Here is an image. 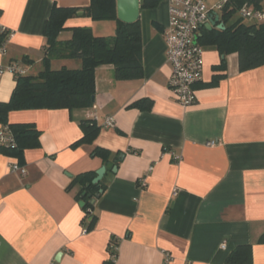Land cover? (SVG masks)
<instances>
[{
  "label": "crops",
  "instance_id": "obj_1",
  "mask_svg": "<svg viewBox=\"0 0 264 264\" xmlns=\"http://www.w3.org/2000/svg\"><path fill=\"white\" fill-rule=\"evenodd\" d=\"M143 2L141 80L116 81L114 67L101 66L93 108L9 114V124L36 126L40 147L26 150L21 163L0 152V264H109L113 238L115 264H226L234 250L247 245L253 264H264V245L258 244L264 234V67L241 73L238 55L231 54L226 67L216 70L223 57L203 46L197 102L181 106L168 86L169 3L143 9ZM89 5L90 0H0V27L10 32L0 66L21 63L25 75L38 76L44 70V28L54 6ZM78 14L83 15L66 28L114 36L115 22L108 29ZM71 35L66 30L60 39ZM81 66L80 60L51 63L53 70ZM216 75L223 78L211 86ZM15 88V76L6 73L0 103H8ZM144 101L151 102L149 109L133 107ZM93 114L101 128L98 137L74 147L83 138L80 122L94 120ZM107 118H114V127H104ZM97 147L110 151L107 164L92 157ZM14 163L25 168V176L12 171ZM102 167L106 190L88 214L76 200L79 188H67L78 175Z\"/></svg>",
  "mask_w": 264,
  "mask_h": 264
},
{
  "label": "trees",
  "instance_id": "obj_2",
  "mask_svg": "<svg viewBox=\"0 0 264 264\" xmlns=\"http://www.w3.org/2000/svg\"><path fill=\"white\" fill-rule=\"evenodd\" d=\"M161 0H144L143 9L157 7ZM245 0H228L221 22L225 29H202L199 44L214 47L223 57L216 70L226 67V58L237 54L241 73L264 67V24H249L238 17V9ZM82 11L84 17L93 22L113 21L116 23L114 36H95L92 29L76 27L68 29L66 23L78 16ZM70 30L69 40H61L60 35ZM46 44L44 46V70L38 76L15 75L16 88L8 103H0V125L8 128L15 137V148H2L0 152L21 163L24 152L40 147V132L33 124L12 125L8 116L13 111L25 110H86L94 107L92 99L96 95V70L101 66L114 67L116 81L141 80L144 77L143 46L140 21L125 24L117 18V0H90L86 8H61L54 6L44 28ZM0 35V44L5 40ZM80 60V69L62 67L59 70L51 68L52 61ZM222 76H214L211 86H217ZM151 102L136 103L133 107L146 110ZM83 138L74 147L91 145L100 133V127L95 120L80 122ZM92 157L100 158L104 164L110 160V151L95 148ZM97 177L94 172L78 175L67 188L68 191L78 187L76 200L85 203L84 211L88 214L93 209V202L100 193H104V181L94 185ZM96 217L89 223L93 228ZM89 231V230H87ZM111 244H118L115 238ZM258 244L264 245V234ZM251 245L240 246L227 258L226 264H253ZM115 254V251L108 249Z\"/></svg>",
  "mask_w": 264,
  "mask_h": 264
},
{
  "label": "built area",
  "instance_id": "obj_3",
  "mask_svg": "<svg viewBox=\"0 0 264 264\" xmlns=\"http://www.w3.org/2000/svg\"><path fill=\"white\" fill-rule=\"evenodd\" d=\"M169 3V25L164 32L166 43V58L172 68L169 79V89L175 96L177 102L183 107H190L196 104V86L203 79L204 48L199 44L202 29L224 10L228 0H220L210 7V0H167ZM240 19L249 24H264V0H245V3L238 9ZM218 22V23H219ZM220 24V23H219ZM222 24V23H221ZM0 35L6 38L0 44V52L5 53V43L10 37V32L0 27ZM25 75L26 70L21 63H12L7 67L0 66V79L6 74ZM91 118L98 120L93 114ZM115 125L114 118H107L104 127L112 128ZM212 147L215 142L207 144ZM0 147L15 148L16 140L8 128L0 129ZM175 161H180V157L174 156ZM151 167L149 171L151 172ZM12 171L21 176L26 175L25 168L19 164H12ZM146 185V180H142V186ZM86 232V231H85ZM226 249V244L221 246ZM109 249V264H115L117 259V249L115 244H111ZM166 262L169 263L171 257L165 254Z\"/></svg>",
  "mask_w": 264,
  "mask_h": 264
},
{
  "label": "water",
  "instance_id": "obj_4",
  "mask_svg": "<svg viewBox=\"0 0 264 264\" xmlns=\"http://www.w3.org/2000/svg\"><path fill=\"white\" fill-rule=\"evenodd\" d=\"M140 12H141V6H140V0H117V18L119 21L125 23V24H134L139 21L140 19ZM79 16H82L83 14H78ZM219 22V16L215 17L214 20H211L205 28L208 30H211L213 27L218 28L219 30H224L225 27L223 24L217 25ZM93 103L95 102V98L92 99ZM122 158V157H120ZM113 172H117V167H114ZM97 177L93 181L94 185L99 184L105 174H106V168L102 167L97 173ZM102 192L100 193V195ZM98 195L96 199L100 197ZM95 204V201L93 202ZM85 203L81 202L80 207H84ZM58 261V258H57Z\"/></svg>",
  "mask_w": 264,
  "mask_h": 264
},
{
  "label": "rangeland",
  "instance_id": "obj_5",
  "mask_svg": "<svg viewBox=\"0 0 264 264\" xmlns=\"http://www.w3.org/2000/svg\"><path fill=\"white\" fill-rule=\"evenodd\" d=\"M215 1H217V0H211V1H209V5H210V3H213ZM109 22H112V21H104V22H100V23L99 22H96V23L102 24L101 26L110 29V25H109L110 23ZM106 33H107V31H106ZM96 34L99 35L98 32H96Z\"/></svg>",
  "mask_w": 264,
  "mask_h": 264
}]
</instances>
